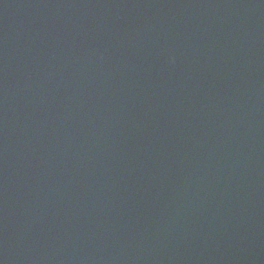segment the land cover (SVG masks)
<instances>
[{"label": "water", "instance_id": "95a60500", "mask_svg": "<svg viewBox=\"0 0 264 264\" xmlns=\"http://www.w3.org/2000/svg\"><path fill=\"white\" fill-rule=\"evenodd\" d=\"M0 264H264V0H0Z\"/></svg>", "mask_w": 264, "mask_h": 264}]
</instances>
